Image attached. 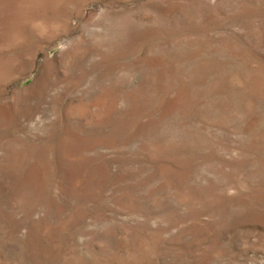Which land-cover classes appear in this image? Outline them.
<instances>
[{"label": "rangeland", "instance_id": "1", "mask_svg": "<svg viewBox=\"0 0 264 264\" xmlns=\"http://www.w3.org/2000/svg\"><path fill=\"white\" fill-rule=\"evenodd\" d=\"M0 264H264V0H0Z\"/></svg>", "mask_w": 264, "mask_h": 264}]
</instances>
